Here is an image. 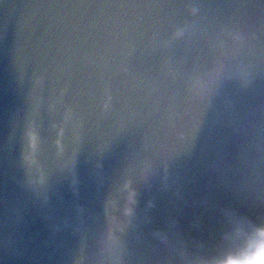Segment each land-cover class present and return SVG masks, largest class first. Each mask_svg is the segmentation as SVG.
Listing matches in <instances>:
<instances>
[{
    "label": "water",
    "instance_id": "obj_1",
    "mask_svg": "<svg viewBox=\"0 0 264 264\" xmlns=\"http://www.w3.org/2000/svg\"><path fill=\"white\" fill-rule=\"evenodd\" d=\"M262 198L264 0H0V264H95L109 225L178 264Z\"/></svg>",
    "mask_w": 264,
    "mask_h": 264
},
{
    "label": "clouds",
    "instance_id": "obj_2",
    "mask_svg": "<svg viewBox=\"0 0 264 264\" xmlns=\"http://www.w3.org/2000/svg\"><path fill=\"white\" fill-rule=\"evenodd\" d=\"M190 75V74H188ZM201 73L197 79L211 95L218 89L222 73L211 77ZM33 147L37 142V134L29 130ZM264 204V198L261 199ZM134 195L129 193L128 203L124 207L126 219L117 222L121 232L133 223L135 215ZM108 243L101 248V255L95 264H176L173 261L154 259L144 254H136L124 236L117 237L111 225L107 229ZM178 264H264V207L255 213H228L221 222L218 235L208 251L181 259Z\"/></svg>",
    "mask_w": 264,
    "mask_h": 264
}]
</instances>
